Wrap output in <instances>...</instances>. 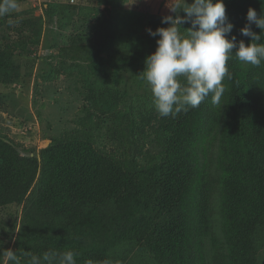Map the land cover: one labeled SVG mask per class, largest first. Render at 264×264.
I'll return each instance as SVG.
<instances>
[{"label": "trees", "instance_id": "1", "mask_svg": "<svg viewBox=\"0 0 264 264\" xmlns=\"http://www.w3.org/2000/svg\"><path fill=\"white\" fill-rule=\"evenodd\" d=\"M124 1L45 3L41 15L0 17V103L30 84L35 97L58 94L53 81L64 76L71 97L56 116L73 112L66 128L48 122L47 146L24 156L0 130V208H22L12 251L21 264L48 250H74L77 264H264V63L233 55L219 104L209 96L161 117L141 74L159 39L146 29L168 27L161 19L173 13L160 12L166 0H144V11ZM224 4L234 26L227 38L247 46L240 29L250 7L264 14V0ZM74 16L88 34L66 45L44 40L45 19L56 34L76 25ZM43 41L53 51L36 58ZM6 240L0 235V254Z\"/></svg>", "mask_w": 264, "mask_h": 264}, {"label": "clouds", "instance_id": "2", "mask_svg": "<svg viewBox=\"0 0 264 264\" xmlns=\"http://www.w3.org/2000/svg\"><path fill=\"white\" fill-rule=\"evenodd\" d=\"M68 2L77 5L76 0ZM18 9L17 0H0V17ZM169 10L175 15L161 19L168 27H159L155 31L146 29L149 36L159 39L155 52L146 57L141 73L152 92L154 108L161 117L175 118L187 111V106L199 107L209 96L214 105L219 104L226 90L224 81L232 78L228 61L233 55L242 64L259 67L264 63V43L261 42L264 14L258 17L255 9H248V23L240 29L241 35L251 39L246 46L235 36L227 38L234 26L228 22L224 0H192L190 4L184 0L183 7H169ZM181 11L184 15H180ZM21 19L9 18L8 25L15 26ZM189 22L191 27L182 32V25ZM252 24L261 29V34L252 31ZM233 49H236L234 54ZM181 77L184 83H181ZM19 208L21 217L22 208ZM0 255L5 257V264H21V258L12 250L2 251ZM28 264H77V254L74 250H48L39 256L32 255ZM86 264H93V261H86Z\"/></svg>", "mask_w": 264, "mask_h": 264}, {"label": "rangeland", "instance_id": "3", "mask_svg": "<svg viewBox=\"0 0 264 264\" xmlns=\"http://www.w3.org/2000/svg\"><path fill=\"white\" fill-rule=\"evenodd\" d=\"M68 0H29L26 3L20 4L19 9L16 12L10 13L14 15L21 11L32 10L35 15H41V8L45 3L56 4L55 6L58 8V5H66ZM187 3L188 2L186 0ZM76 7H88L92 8L96 6V0H76ZM184 0H166L164 6L161 8L160 12L165 13L166 9L169 7H183ZM142 6V10L144 11V0H125L123 3V8L128 10L140 11ZM45 8V6L43 7ZM139 8V10H138ZM8 14L7 17L10 15ZM173 15H175L173 13ZM180 15H184L181 11ZM44 18L46 16L44 15ZM76 17H73V22H76ZM47 19L44 21V40L47 38L53 43L54 41L58 45H66L68 44L71 36H74L75 33L82 34L86 32L87 34L90 31V24L88 22L81 23L79 20L76 22V25L68 26L66 29L61 32L57 31L56 34L48 32L51 28V25L47 23ZM189 24H191L189 22ZM56 29L54 27L53 32ZM47 42L43 41V46L36 53V58H41L46 54L51 53L53 51L51 48L47 47ZM34 59V57H32ZM38 59H35L34 70L37 69ZM33 73V72H32ZM35 74V72H34ZM54 86L56 87V91L58 94H49L46 93L42 97H35L32 90V84L29 86V91L17 93V91L12 93L11 98L4 99L0 103V130L3 134L11 137L19 146L17 150L19 151L21 156L28 155L29 151L44 148L48 140H43V135L45 133L51 132V129L46 125L49 123L54 124L55 127H64L68 126L67 120L71 117L70 110H66L67 114H64V117L58 118L56 116L57 111L64 110L63 103L71 97V92L67 89L68 83L65 81L64 76H59L58 80L53 81ZM49 87L44 86L42 90L46 91ZM18 90V86L15 88ZM55 93V92H54ZM36 99L37 102L35 105L31 104V99ZM27 105L28 112L20 113L18 108H22ZM79 104L75 103V108H78ZM13 113H16L14 115ZM61 122H59V120ZM21 210L16 206H8L4 208H0V235L6 236V242L8 244V250H12L13 240L16 235V228H14V224H17L20 218ZM260 259L264 261V251L262 252Z\"/></svg>", "mask_w": 264, "mask_h": 264}, {"label": "built area", "instance_id": "4", "mask_svg": "<svg viewBox=\"0 0 264 264\" xmlns=\"http://www.w3.org/2000/svg\"><path fill=\"white\" fill-rule=\"evenodd\" d=\"M71 2H73V1H71Z\"/></svg>", "mask_w": 264, "mask_h": 264}]
</instances>
